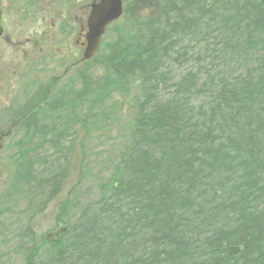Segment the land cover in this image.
Listing matches in <instances>:
<instances>
[{"label":"trees","instance_id":"obj_1","mask_svg":"<svg viewBox=\"0 0 264 264\" xmlns=\"http://www.w3.org/2000/svg\"><path fill=\"white\" fill-rule=\"evenodd\" d=\"M128 19L135 35L107 61L106 87L75 71L21 120L0 214L17 196L41 211L66 180L74 119L134 84L126 147L100 196L59 203V235L9 249L24 264H264V0H161Z\"/></svg>","mask_w":264,"mask_h":264},{"label":"rangeland","instance_id":"obj_2","mask_svg":"<svg viewBox=\"0 0 264 264\" xmlns=\"http://www.w3.org/2000/svg\"><path fill=\"white\" fill-rule=\"evenodd\" d=\"M30 1L34 3L33 0ZM70 1H72L71 6H68L70 16L73 15L76 18L78 12L77 3H85L86 15L88 16V3L91 0ZM122 2L123 6L127 8L126 17L121 16L107 28L101 38L100 47L96 55L93 59L84 63L85 66L82 70L84 76L83 84L104 82L106 87V81L111 78L107 61L119 55L122 50H125V47L129 46L135 35V25L131 24V22L129 23L128 17L131 19L135 15L136 18L144 19L152 16L160 7L161 0H122ZM62 7L64 8L65 6L62 5ZM60 16L64 17V14L61 13ZM63 49L68 50V53L62 54ZM29 53L33 55V57H30L32 58L31 61L37 62L40 73L32 72L25 77L19 78L22 69H26L24 67H28L31 63L29 59H23ZM35 53L36 50L30 49L28 44L23 47L0 45V110L2 112L7 111L6 114L11 112L13 114L12 119H14L5 121V117H3V120L0 117V132L5 131L7 127L11 129H13L12 126L18 127L20 121L33 111L34 101L31 104V99H35V92H30L33 89L31 81H34L35 84H40L37 91L41 89L39 93L43 91V95H38L37 97L43 99L47 88L55 90L57 86L60 88V85L65 82L57 79H60L59 76L61 74L64 76V69L68 64L78 61L77 58L74 60L71 57H78L81 51H79L78 45L72 40L62 42L58 38L52 41L51 50L47 51L46 55L43 54V56H48V59L45 57L43 61L40 57L35 58ZM61 57H63V61L59 59ZM58 61H62L63 65ZM74 67V70L69 74V80L75 77L77 71H79L77 65H74ZM23 78H29L30 80L27 81V84H24ZM26 85L29 89L23 90ZM81 86L82 82H77L76 78L72 85L68 84L69 92L75 95ZM42 87L45 89L42 90ZM94 87L96 89L97 85H94ZM85 92L87 91H82L84 94ZM92 95V93L85 94L83 100L91 99ZM135 95L134 84L128 90L113 88L98 99V108L95 111L98 113V118L96 116L89 123L74 119L73 122H76L74 125L75 133L72 136V154L70 163H68L66 180L58 188L59 192L57 195L52 199H47L45 207L41 211L37 210L36 205H31L28 208L25 200L18 196L16 205L6 203H4V206L2 205L5 210L0 214V255L8 253V256L4 257V259H8L11 264H24L23 252H15L9 249L14 246L13 240L16 245H20V241H23L28 246L34 243L33 239L36 242L39 241L40 237L54 239L62 232L63 223L55 219V214L59 203L69 191L70 198L72 200L77 199L76 201L79 204L100 196L101 193H99L96 184L104 181L111 174L113 166L118 160V153L126 147L129 132L133 128L135 116L133 98ZM13 96H18L17 101L19 103L12 105L8 110L3 101L5 98ZM14 106L16 108L13 110ZM85 112L86 105L82 116ZM22 137L23 133L18 132L6 134L1 139L0 194L4 193L13 177L16 167L14 162V157L17 155L16 144L21 141ZM43 150L48 151V147L44 146L41 151ZM78 178L81 179V182L74 186ZM0 209H2L1 206ZM76 214L77 210L75 208L69 213L70 216Z\"/></svg>","mask_w":264,"mask_h":264},{"label":"flooded vegetation","instance_id":"obj_3","mask_svg":"<svg viewBox=\"0 0 264 264\" xmlns=\"http://www.w3.org/2000/svg\"><path fill=\"white\" fill-rule=\"evenodd\" d=\"M34 3H31L30 0H0V26H1V34H0V45H9L13 47H23L25 44H28L30 49L36 50L35 58H44L48 59L46 52L51 50V43L55 39H60L62 42L72 40L75 44L78 45L79 51H81L80 55L83 54L85 48L86 41V30H87V15H86V5L85 3H77V16H70L69 7L71 6L72 1L70 0H33ZM78 2V0H77ZM64 5L66 9L62 7ZM62 7V8H61ZM89 7V6H88ZM64 14V17L60 15ZM89 15V13H88ZM23 52L22 50H20ZM24 53V52H23ZM68 53V50L63 49L62 54ZM71 57L74 60L77 58L78 61L68 64L64 69V76L61 74L59 76L61 80H68L69 74L72 70H74V65H77L79 71L83 70L85 60L82 56ZM33 55L31 53L26 54L23 59H29L30 65L28 67H24L26 69H22V73L19 75V78L25 77L29 73H40L38 70L37 62L31 61ZM63 57L59 58L62 59ZM63 61V59H62ZM62 61H58L61 65H63ZM46 67V66H45ZM41 67V68H45ZM68 68L69 71H68ZM38 70V71H37ZM64 78H63V77ZM24 84H27L29 78H23ZM65 83V82H63ZM60 85V87L63 85ZM33 89L30 91L35 94V99H31V104L34 101L33 111L31 113L37 112L44 100L51 96L54 90L47 88L46 94L42 98H38V95H43L39 93L40 84H35L34 81H31ZM39 86V87H38ZM44 90L45 88L42 87ZM58 88V86H57ZM56 88V89H57ZM24 89H29V87L24 86ZM18 96L5 98L4 105L7 106L9 110L12 105L18 104L17 101ZM16 107H13V110ZM7 111L0 110V117L3 120L5 117V121H12L13 114L10 112L6 114ZM29 115V114H28ZM36 116V115H35ZM21 121L18 125L12 126L13 129L7 127L5 131L0 132V147H1V139L5 137L6 134H15L18 132H22L21 130Z\"/></svg>","mask_w":264,"mask_h":264},{"label":"water","instance_id":"obj_4","mask_svg":"<svg viewBox=\"0 0 264 264\" xmlns=\"http://www.w3.org/2000/svg\"><path fill=\"white\" fill-rule=\"evenodd\" d=\"M87 17L86 46L83 59H90L98 50L100 38L108 24L119 18L123 11L122 0H92ZM1 34V27H0Z\"/></svg>","mask_w":264,"mask_h":264}]
</instances>
